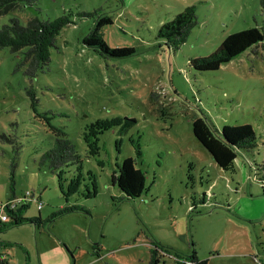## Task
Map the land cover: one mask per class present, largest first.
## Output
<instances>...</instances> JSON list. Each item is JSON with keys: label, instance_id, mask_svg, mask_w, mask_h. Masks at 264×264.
<instances>
[{"label": "rangeland", "instance_id": "rangeland-1", "mask_svg": "<svg viewBox=\"0 0 264 264\" xmlns=\"http://www.w3.org/2000/svg\"><path fill=\"white\" fill-rule=\"evenodd\" d=\"M187 6L197 24L172 50L158 29ZM62 15L71 23L35 76L22 52L0 47V136L12 139L0 138V204L13 180L17 197L35 198L24 217L58 214L1 230L5 264H148L154 245L169 250L158 264H264V192L251 169L264 167V47L213 71L189 64L230 33L264 32L259 0H36L1 14L0 27ZM104 15L113 20L105 42L134 54L104 57L83 44ZM202 114L217 128L250 124L257 146L219 166L193 136ZM47 122L75 143L81 166L40 162L55 142ZM126 157L145 177L133 199L111 180Z\"/></svg>", "mask_w": 264, "mask_h": 264}, {"label": "trees", "instance_id": "trees-1", "mask_svg": "<svg viewBox=\"0 0 264 264\" xmlns=\"http://www.w3.org/2000/svg\"><path fill=\"white\" fill-rule=\"evenodd\" d=\"M36 0H0V15L21 7V5H31ZM260 9L264 12V0H259ZM110 15L100 16L91 27L89 33L84 37L83 44L92 48L102 56L127 57L134 54L133 48H112L104 40L101 31L102 26L112 23ZM71 23L69 15H62L54 19H40L33 17L25 24L16 18H11L8 23L0 27V47H9L12 52H22L24 62L27 63V73L35 76L42 71L50 61V49L54 46L60 30ZM197 24L193 6H187L179 12L173 19L163 23L158 29V35L163 37L167 46L176 50L180 44L187 40L193 27ZM264 47V32L258 27H248L226 35L219 46L209 55L190 58L189 64L195 71H213L224 63H227L235 56L251 48L256 51V47ZM32 102L35 101L33 89L27 91ZM133 118H123L122 123L128 127L134 123ZM50 130L54 134V145L44 151L40 157V162L46 164L51 169L61 170L69 163L82 165L81 156L76 149L75 143L66 137V134L56 126L47 122ZM193 136L199 144L208 151L213 160L221 167L229 165L238 155L239 151L252 150L257 146V136L252 126L248 123L224 125L217 128L205 114L192 121ZM114 126L109 124L107 129ZM3 141L10 142L12 139L5 133L0 136ZM259 166L251 169L262 184L264 192V167L261 166L262 175L259 174ZM80 167L78 168V171ZM116 174L111 176L112 184L124 194V198L133 199L139 197L144 192V174L142 170L135 166L132 157H126L118 165ZM79 177V175L77 176ZM13 179V175L11 177ZM75 188V185L72 186ZM10 196L6 202L0 204V215L5 216V220L0 219V231L4 228L22 224L24 222H34L36 227L40 223L48 222L58 214H51L45 220L40 216L27 218L23 216L24 209L35 200L33 194L27 190L22 196L15 195V187L12 180L10 186ZM39 200V199H38ZM72 209H66L69 211ZM1 246V244H0ZM158 251L169 253L167 248L154 245L150 250L148 264H158ZM7 263L6 256L0 252V264ZM188 264H205V261H195Z\"/></svg>", "mask_w": 264, "mask_h": 264}, {"label": "built area", "instance_id": "built-area-1", "mask_svg": "<svg viewBox=\"0 0 264 264\" xmlns=\"http://www.w3.org/2000/svg\"><path fill=\"white\" fill-rule=\"evenodd\" d=\"M0 219H1V220H5V216L1 214V215H0Z\"/></svg>", "mask_w": 264, "mask_h": 264}]
</instances>
